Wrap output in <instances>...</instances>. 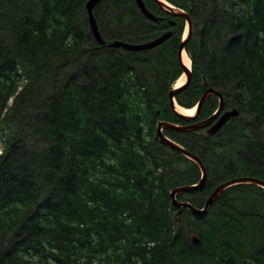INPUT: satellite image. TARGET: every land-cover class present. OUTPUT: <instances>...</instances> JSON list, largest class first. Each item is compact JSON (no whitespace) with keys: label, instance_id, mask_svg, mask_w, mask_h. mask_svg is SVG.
<instances>
[{"label":"trees","instance_id":"obj_1","mask_svg":"<svg viewBox=\"0 0 264 264\" xmlns=\"http://www.w3.org/2000/svg\"><path fill=\"white\" fill-rule=\"evenodd\" d=\"M86 1L0 0V264H264L262 188L232 186L202 216L169 197L199 181L156 135L160 121L185 123L168 100L184 20L143 0L175 22L171 37L141 52L107 48ZM166 1L192 22V79L176 103L193 107L209 86L239 112L212 137L164 130L205 166L203 186L178 196L200 207L228 180L264 181V0ZM93 15L105 42L165 31L132 0H101ZM217 106L209 97L196 121Z\"/></svg>","mask_w":264,"mask_h":264},{"label":"water","instance_id":"obj_2","mask_svg":"<svg viewBox=\"0 0 264 264\" xmlns=\"http://www.w3.org/2000/svg\"><path fill=\"white\" fill-rule=\"evenodd\" d=\"M100 1L101 0H87L85 4V10L88 16L89 30L92 36L94 37V39L101 46H105L107 48H120L128 52H141L145 50L155 49L161 46L172 35L170 31H167L151 41L144 42V43H137V44L119 41V40L105 42L100 35L97 22L93 15V10L95 6L99 4ZM133 1L138 7L141 15L144 18H146L149 21L155 22V23L159 21L158 17H156L155 15H153L151 12L147 10L142 0H133ZM153 1L159 7V9L165 14L172 16V17H181L186 22L185 34L182 35L180 43L177 48V62L180 68L182 69V73L179 79L183 77L184 80L179 86H176L175 84L168 91V100H169L170 110L176 116H178L180 119L186 122L194 121L198 117L201 107L203 106V104L206 102V100L210 96L214 95L218 99V106L215 112L204 120H201L193 124L184 125V126H181L180 124L167 122V121H160L157 125V137L159 141L168 145L175 152H177L178 154H180L187 160L194 163L199 168L200 173H201L200 174L201 177L196 184L175 187L169 191V197L172 200V205L174 208L187 209L193 215L202 216L206 214L208 208L216 201V199L230 187L235 186V185H253V186L262 188L264 190V181L258 178H253V177H242V178H235L232 180H228L214 188V190L207 197L205 203L203 204L201 208H197L189 202H180L176 199V197L181 194H184L189 191L196 190L202 187L206 180L207 173H206V169L204 165L202 164L200 158H198L196 155L192 154L191 152L183 148L181 145L167 138L163 134V131L165 129H171V130H175L178 132H188V131H196L199 129H204L206 136L211 137V136H214L227 123L229 119L238 118L239 112L235 108L223 111L224 109L223 96L220 92L216 91L213 87H207L202 93L197 103L194 105V107L187 109V110H193L192 115H185L176 109V106L178 105L176 104L175 96L181 91H183L184 89H186L189 86L191 79H192L191 66L190 65L186 66L183 61V53L185 52V46L188 40L190 39V36L192 33V22L190 19V15L187 11L180 9L178 7H175L171 5L170 3L166 2L165 0H153ZM201 85L202 87L208 86V82L203 78ZM192 242L194 244L197 243L198 238L197 237L193 238Z\"/></svg>","mask_w":264,"mask_h":264},{"label":"rangeland","instance_id":"obj_3","mask_svg":"<svg viewBox=\"0 0 264 264\" xmlns=\"http://www.w3.org/2000/svg\"><path fill=\"white\" fill-rule=\"evenodd\" d=\"M166 43V42H165ZM165 43H163V44H165ZM162 44V45H163ZM187 54L188 53H186V56H187ZM188 57V56H187ZM189 59V58H188ZM189 65H190V60H189ZM22 84H24V81L22 82ZM20 85H21V83H20ZM21 89V87H19V89H18V91ZM182 108V107H181ZM182 109H184V108H182ZM185 110H187V109H185ZM194 122V121H193ZM193 122H189L188 124H181V126H184V125H189V124H191V123H193ZM191 131H188V132H182V133H190ZM163 134L165 135V131H163ZM157 135V134H156ZM166 136V135H165ZM167 137V136H166ZM158 138V137H157ZM168 138V137H167ZM170 139V138H169ZM159 140V139H158ZM171 140V139H170ZM172 141H174V142H176L177 144H179V145H181L179 142H177V141H175V140H172ZM1 144H0V149H2V145H3V142L1 141L0 142ZM182 146V145H181ZM183 148H185L184 146H182ZM186 150H188L187 148H185ZM190 152V151H189ZM168 157H171L172 159H173V161L175 162V160H177V158H175L174 156H172V155H170V156H168ZM191 162V161H190ZM202 162V161H201ZM194 164V163H193ZM203 164V163H202ZM178 165L179 164H174L173 166H172V168H169L168 167V169H169V171H171V170H176L177 169V167H178ZM175 166H177L176 168H175ZM196 166V165H195ZM180 167L182 168V170L184 171V173L186 174V175H191V174H193L192 173V169H191V167L188 165H184V166H182L181 165V163H180ZM197 167V166H196ZM205 167V166H204ZM197 169H198V171H199V179H200V177H201V173H200V170H199V168L197 167ZM206 173H207V171H206ZM197 178H198V176H197ZM206 178H207V174H206ZM263 181V180H262ZM217 187V186H216ZM173 189V188H172ZM214 189H212V190H210L205 196H203L202 198H201V201L203 202V203H205V201H206V199H207V197L210 195V193L213 191ZM176 199L178 200V201H180V202H187L186 200H187V198H179L178 196L176 197ZM203 206V204L200 206V207H197V208H201ZM196 207V206H195ZM187 210V209H186ZM187 211H189V210H187ZM189 213H190V211H189ZM191 214V213H190Z\"/></svg>","mask_w":264,"mask_h":264},{"label":"flooded vegetation","instance_id":"obj_4","mask_svg":"<svg viewBox=\"0 0 264 264\" xmlns=\"http://www.w3.org/2000/svg\"><path fill=\"white\" fill-rule=\"evenodd\" d=\"M132 1H133V0H132ZM133 2H134V1H133ZM152 2H153L154 5L157 7V9L160 10L159 7L155 4V2H154L153 0H152ZM134 4H135V3H134ZM135 5H136V4H135ZM136 7H137V6H136ZM137 9H138V7H137ZM138 10H139V9H138ZM160 11H161V10H160ZM139 12H140V11H139ZM161 12H162V11H161ZM151 13L154 14L153 12H151ZM162 13H163V12H162ZM140 14H141V13H140ZM154 15H155V14H154ZM155 16L159 18V21L162 20V21L160 22V24H161L160 27H161V28H165V31H164V32H166V30H168V28L172 26V25L169 24V22H172V20H170V19H166V17H161V16H159V15H155ZM177 18L182 19L181 17H177ZM145 19H146V18H145ZM163 19H164V20H163ZM146 20H147V19H146ZM148 21H149V20H148ZM159 21H158V22H159ZM168 21H169V22H168ZM158 22H157V23H158ZM152 23H153V22H152ZM157 23H155V24H157ZM173 23H175V22L173 21L172 24H173ZM167 26H169V27L167 28ZM172 27L175 28V24H174ZM172 27H171V28H172ZM168 31H170V30H168ZM164 32H163V33H164ZM198 121H199V120H198ZM188 123H189V122H185L184 124H188ZM180 125H181V124H180ZM203 132H204V130H203Z\"/></svg>","mask_w":264,"mask_h":264},{"label":"bare ground","instance_id":"obj_5","mask_svg":"<svg viewBox=\"0 0 264 264\" xmlns=\"http://www.w3.org/2000/svg\"><path fill=\"white\" fill-rule=\"evenodd\" d=\"M183 61H184V64H185L186 66H189V59H188V57L186 56V53H185V52L183 53ZM183 80H184L183 77L180 78V79L177 81L176 86H179V85L183 82ZM176 109H177L179 112H181V113H183V114H185V115H192V114H193V110H185V109H182L180 106H176Z\"/></svg>","mask_w":264,"mask_h":264}]
</instances>
